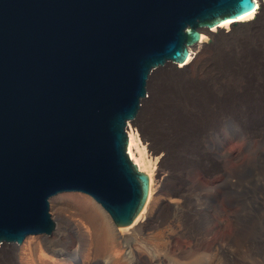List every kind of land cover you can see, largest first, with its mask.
Returning <instances> with one entry per match:
<instances>
[{
    "label": "water",
    "instance_id": "95a60500",
    "mask_svg": "<svg viewBox=\"0 0 264 264\" xmlns=\"http://www.w3.org/2000/svg\"><path fill=\"white\" fill-rule=\"evenodd\" d=\"M264 0H261L263 12ZM255 0H0V246L44 242L49 200L83 196L114 227L149 178L127 152L150 73Z\"/></svg>",
    "mask_w": 264,
    "mask_h": 264
},
{
    "label": "bare ground",
    "instance_id": "6f19581e",
    "mask_svg": "<svg viewBox=\"0 0 264 264\" xmlns=\"http://www.w3.org/2000/svg\"><path fill=\"white\" fill-rule=\"evenodd\" d=\"M258 4L261 6V0H255V9L247 16L208 29V35L196 42L194 51L188 50V58L179 67L172 69V63H165L163 69L150 73L145 101L141 102L138 115L131 123L136 128H127L129 157L149 178L147 200L129 229L110 224L105 211L89 198L71 196L74 201L85 203L82 208L89 206L76 210L73 208L76 203H69V198L54 197L49 201L57 225L52 237L46 235L44 242H36V237H29V243L3 244L0 257L7 260L14 255L15 259L9 264H172L166 260L165 253H168L177 264H215L213 260L217 256L230 264L234 259L231 241L239 239L241 234L237 223H231L230 235L210 243L208 252L212 256L206 262L202 258H194L203 254L205 248L202 244L210 231L191 236L190 249H187L181 243L184 234L176 225V228L170 227L174 225L170 219L173 214L178 215L188 209L192 190H197L202 198L210 197L215 203V209L204 208L202 201H195L192 205L196 213L205 211L208 214L211 229L224 227L238 216L239 207L233 198L238 193L237 173L244 164V156L241 159V151L228 153L225 146L235 130L234 126L227 122L218 126L207 140L212 154L208 161L202 157L195 158L185 166L180 176H176L164 165L169 149L165 143L158 146L156 135L141 114L153 99L151 80L162 73L195 84H206L222 82L236 68L246 67L264 47V7L261 12ZM236 23L239 25L234 26ZM236 94L248 102H258L255 101L258 91L244 87ZM250 134L243 139L242 147L251 144L252 136L255 137L254 142L264 138V120H257ZM257 155L264 159V150ZM216 171L219 175L210 178ZM156 218L160 219L157 224L160 229L152 226Z\"/></svg>",
    "mask_w": 264,
    "mask_h": 264
},
{
    "label": "rangeland",
    "instance_id": "374dc122",
    "mask_svg": "<svg viewBox=\"0 0 264 264\" xmlns=\"http://www.w3.org/2000/svg\"><path fill=\"white\" fill-rule=\"evenodd\" d=\"M258 5L260 10L261 6ZM238 25L239 23H236L234 26ZM150 85L153 99L142 112L141 118L148 121L153 135L157 137L158 146L165 143L169 149L164 163L168 170L180 176L185 166L195 158L202 157L208 161L212 154L208 150L207 140L224 122L235 129L226 142L227 152L235 154L241 151V159L244 156V164L237 173L238 193L233 198L239 207L238 216L224 227L211 229L208 214L205 211L196 213L192 205L195 201H202L204 208L215 209V203L210 197L202 198L197 190H192L188 209L178 215L171 214L173 218L170 219L174 221V225L170 227H177L184 234L182 246L190 249V237L207 234L205 232L209 230L210 233L202 244L205 248L203 254L192 256L194 259L202 258L208 262L212 256L211 252H208L210 243L221 236L230 235L231 223H237L241 234L239 239L231 241L234 259L230 264H264V159L257 155L259 151L264 150V138L254 142L255 137L252 136L251 144L242 147L243 139L251 135L254 123L264 120V47L246 67L236 68L222 82L195 84L162 73L152 79ZM244 87L259 92L255 100L258 102H248L246 98L236 94ZM128 126L136 128L131 123ZM217 175L219 171L214 172L210 178ZM70 197L67 196V200L73 205L76 203L74 209L83 210L89 207L82 208L85 203L79 204ZM159 221L160 219L156 218L152 226L158 227ZM165 257L170 263L177 264L170 254L165 253ZM12 259H15L14 255L7 260L0 257V264H9ZM225 260L217 256L213 262L229 264Z\"/></svg>",
    "mask_w": 264,
    "mask_h": 264
}]
</instances>
